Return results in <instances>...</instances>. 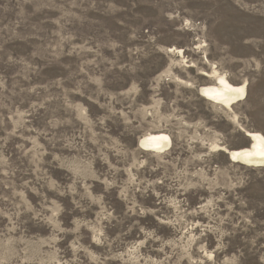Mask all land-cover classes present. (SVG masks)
I'll return each instance as SVG.
<instances>
[{"label": "rangeland", "instance_id": "1", "mask_svg": "<svg viewBox=\"0 0 264 264\" xmlns=\"http://www.w3.org/2000/svg\"><path fill=\"white\" fill-rule=\"evenodd\" d=\"M212 68L245 99L199 96ZM246 131L264 0H0V264H264V168L219 150Z\"/></svg>", "mask_w": 264, "mask_h": 264}, {"label": "bare ground", "instance_id": "2", "mask_svg": "<svg viewBox=\"0 0 264 264\" xmlns=\"http://www.w3.org/2000/svg\"><path fill=\"white\" fill-rule=\"evenodd\" d=\"M176 53L181 56L180 50ZM207 75L214 80V84L201 86L197 90L198 95L205 100L231 109L236 103L245 99L244 85H231L225 76L218 74L213 68ZM245 136L249 140L247 148L234 151H228L225 148H219V150L224 152L233 163H239L245 167L264 168V137L260 133L250 131H246ZM170 144L168 135L149 133L139 140L138 147L147 152L162 154L170 147Z\"/></svg>", "mask_w": 264, "mask_h": 264}, {"label": "water", "instance_id": "3", "mask_svg": "<svg viewBox=\"0 0 264 264\" xmlns=\"http://www.w3.org/2000/svg\"><path fill=\"white\" fill-rule=\"evenodd\" d=\"M246 134V132H244Z\"/></svg>", "mask_w": 264, "mask_h": 264}]
</instances>
